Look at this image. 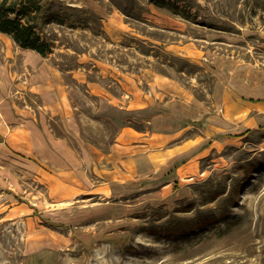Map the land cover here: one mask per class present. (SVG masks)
I'll return each instance as SVG.
<instances>
[{
  "label": "rangeland",
  "instance_id": "rangeland-1",
  "mask_svg": "<svg viewBox=\"0 0 264 264\" xmlns=\"http://www.w3.org/2000/svg\"><path fill=\"white\" fill-rule=\"evenodd\" d=\"M165 1L45 0L53 51L34 64L0 32V91L14 109L61 99L43 83L52 66L72 86L76 127L105 150L123 124L150 131L156 150L202 141L169 186L71 199L27 160L0 157V264H264V0ZM184 125L167 145L161 133Z\"/></svg>",
  "mask_w": 264,
  "mask_h": 264
},
{
  "label": "crops",
  "instance_id": "crops-1",
  "mask_svg": "<svg viewBox=\"0 0 264 264\" xmlns=\"http://www.w3.org/2000/svg\"><path fill=\"white\" fill-rule=\"evenodd\" d=\"M27 52L29 56H35L32 64L43 56L32 49H27ZM47 68L50 71L43 83L46 86H62L61 99L52 103L45 101L38 108L24 104L21 108L14 109L11 100L0 91V157L16 155L27 160L29 167L38 173V178L46 182L54 194L63 193L67 199L80 194L107 195L108 192L114 193V187L119 185L130 187L136 181L145 185L148 179L162 177L169 186L173 182L172 174L179 178L181 172L195 168L196 162L190 159L199 156L196 152L200 150L202 141L196 136H189L177 144L173 142L180 130H189L194 123L161 133L167 145L171 142L174 144L157 150L152 149L150 131L136 130L128 124L118 127L114 140L106 150L96 142L84 138L81 129L76 127L75 104L72 103L70 90L72 86L61 82L55 76L56 71L52 66ZM39 90L48 93L50 89ZM98 98L101 105H116L114 100L107 97L99 95ZM84 101L81 104L85 106ZM244 109L247 111L248 106L245 105ZM56 114L62 118L67 134L55 131L51 119ZM160 115L163 116L162 113ZM109 118L114 122L111 115ZM202 138L206 140L204 136ZM212 141L215 144L214 139L207 140ZM26 210L22 206L10 208L15 216H18L16 212L23 213Z\"/></svg>",
  "mask_w": 264,
  "mask_h": 264
},
{
  "label": "trees",
  "instance_id": "trees-1",
  "mask_svg": "<svg viewBox=\"0 0 264 264\" xmlns=\"http://www.w3.org/2000/svg\"><path fill=\"white\" fill-rule=\"evenodd\" d=\"M157 3L171 4L165 0ZM44 6L45 0H0V32L10 35L22 48L47 56L53 46L41 32Z\"/></svg>",
  "mask_w": 264,
  "mask_h": 264
}]
</instances>
